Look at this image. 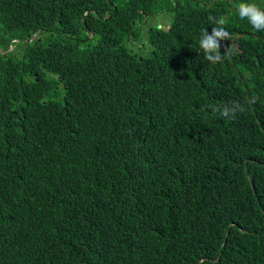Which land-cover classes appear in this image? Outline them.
<instances>
[{"label":"trees","instance_id":"16d2710c","mask_svg":"<svg viewBox=\"0 0 264 264\" xmlns=\"http://www.w3.org/2000/svg\"><path fill=\"white\" fill-rule=\"evenodd\" d=\"M250 2L0 0V264H264Z\"/></svg>","mask_w":264,"mask_h":264},{"label":"rangeland","instance_id":"374dc122","mask_svg":"<svg viewBox=\"0 0 264 264\" xmlns=\"http://www.w3.org/2000/svg\"><path fill=\"white\" fill-rule=\"evenodd\" d=\"M170 16L171 15L169 12H166V11L160 12L159 16L154 17L153 18L154 20L152 19L153 21L151 20L150 24L152 25V23H153V24L157 25V27L161 26V27H163V29L168 30L167 26H168V21H169ZM158 20H159V23H158ZM12 49H13V47H9L8 50L5 52H8ZM0 53H1V50H0Z\"/></svg>","mask_w":264,"mask_h":264},{"label":"clouds","instance_id":"9594fccd","mask_svg":"<svg viewBox=\"0 0 264 264\" xmlns=\"http://www.w3.org/2000/svg\"><path fill=\"white\" fill-rule=\"evenodd\" d=\"M225 2H227V1H229V0H224ZM230 7V9L231 10H233L231 7H233V8H235V9H242V6H240V7H237V6H232V5H230L229 6ZM252 8H254V7H251V8H243L242 9V11H238V10H233V11H237V12H243V11H247V13H248V15H251L252 14ZM256 9V8H255ZM257 12H259L260 14H262L263 15V17H264V12H263V10L261 9V8H258L257 9ZM257 20H258V23H262V25L264 24V21H263V19H260L259 17L257 18ZM161 28H163V27H161ZM18 41L17 40H13V43H17ZM230 43H234V38L232 39V40H230ZM10 47H12V46H10ZM9 52V51H8ZM7 52V53H8ZM4 54H6V52H4Z\"/></svg>","mask_w":264,"mask_h":264},{"label":"flooded vegetation","instance_id":"af4514ba","mask_svg":"<svg viewBox=\"0 0 264 264\" xmlns=\"http://www.w3.org/2000/svg\"><path fill=\"white\" fill-rule=\"evenodd\" d=\"M193 1H196V0H193ZM207 1H208V3H210V2H215L216 0H207ZM210 4H211V3H210ZM235 4L238 5L239 2L236 1ZM236 5H235V6H236ZM250 5H251V7L256 8V10L258 9V8H257L258 5H257L256 3H254V2H250ZM200 7H201V9H204V8L207 9V8H208V7L205 6V5H202V6H200ZM242 9H243V8H242ZM243 10H244V9H243ZM251 15H252V14H251ZM170 18H173V16L171 15ZM168 24H169V21H168Z\"/></svg>","mask_w":264,"mask_h":264},{"label":"water","instance_id":"95a60500","mask_svg":"<svg viewBox=\"0 0 264 264\" xmlns=\"http://www.w3.org/2000/svg\"><path fill=\"white\" fill-rule=\"evenodd\" d=\"M231 8H232L233 10L242 11V9H235V8H233V7H231ZM158 28L160 29L161 26H158ZM37 35H38V33L34 34V35L31 36V37H28V38L24 41V44L33 41V39H34ZM6 53H7V52H6ZM253 193H255L254 190H253ZM213 261H218V258L214 259Z\"/></svg>","mask_w":264,"mask_h":264}]
</instances>
